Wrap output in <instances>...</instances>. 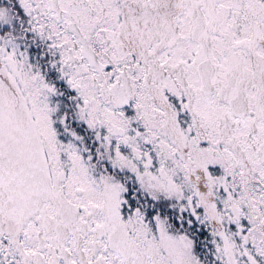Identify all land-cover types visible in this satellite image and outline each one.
I'll use <instances>...</instances> for the list:
<instances>
[{
	"label": "snow or ice",
	"instance_id": "6c2138e0",
	"mask_svg": "<svg viewBox=\"0 0 264 264\" xmlns=\"http://www.w3.org/2000/svg\"><path fill=\"white\" fill-rule=\"evenodd\" d=\"M0 264H264V0H0Z\"/></svg>",
	"mask_w": 264,
	"mask_h": 264
}]
</instances>
